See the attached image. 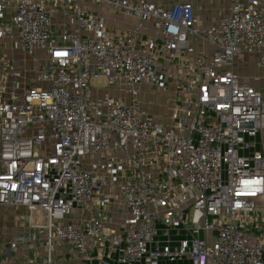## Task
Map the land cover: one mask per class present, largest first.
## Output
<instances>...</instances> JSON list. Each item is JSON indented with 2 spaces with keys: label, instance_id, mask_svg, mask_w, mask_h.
Instances as JSON below:
<instances>
[{
  "label": "built area",
  "instance_id": "obj_1",
  "mask_svg": "<svg viewBox=\"0 0 264 264\" xmlns=\"http://www.w3.org/2000/svg\"><path fill=\"white\" fill-rule=\"evenodd\" d=\"M243 55L264 71V0L206 24L191 1L0 0V206L26 211L45 251L8 263L24 239L0 242V264H264V91L230 68ZM141 85L169 115L139 106Z\"/></svg>",
  "mask_w": 264,
  "mask_h": 264
},
{
  "label": "crops",
  "instance_id": "obj_2",
  "mask_svg": "<svg viewBox=\"0 0 264 264\" xmlns=\"http://www.w3.org/2000/svg\"><path fill=\"white\" fill-rule=\"evenodd\" d=\"M149 1H151L152 3H155L159 6H162V7H168L173 3H185V2L191 1L195 7L197 14H199V16L201 17L202 23H204V24L208 23V21H210L213 18H219L223 13H226L228 11V9L230 8V0H149ZM86 6L91 11H93V12L95 11L99 16L103 17L105 25L108 27L131 28L135 24V20L132 17H124L120 14L114 13L108 7L93 6L89 3H87ZM217 6H220V7H217ZM55 22H56V25H55L56 34H59L60 26L62 24V20L59 17H56ZM196 47H197L199 52H204L206 54L212 51V47L207 46L203 42H197ZM39 54H41L42 57L45 58L44 53L37 52L36 55H39ZM41 55H39L38 57H40ZM98 87H100V86H98ZM141 88L147 89L145 85H141L140 89ZM102 91H104V89H102V88L93 89L91 91V95L94 97L102 96L104 94L113 95L111 92L112 91H118V89H115V88L108 89L107 93L106 92L102 93ZM126 95H127V93H126ZM113 96L120 97V96H116V94H114ZM164 97L168 103V97L167 96H164ZM120 98L123 99L122 97H120ZM125 101H128V95H127V99H125ZM263 199L264 198L257 199V200H263ZM255 206L257 207L256 210L258 212L259 210H258V206L256 205V202H255ZM17 209L23 211V213H24L23 219L20 220L19 222H16L15 219H13V218H7L12 223L11 224L12 229L10 231L9 238L8 239H0V242L6 243V244L10 243V242H15V241H17V239L19 237H23L24 240H23V242L20 243V250L18 252L14 253L13 258L11 256L12 253L7 255L6 259H7L8 263H17V262L26 261V260L33 258L35 255L37 257L38 256L42 257L45 255L43 235L38 234V232H35L34 230L28 229L26 227V217H25L24 210L21 208H17ZM11 211H14V210H12V208H9V206H0V217H1L0 220L2 219L1 214H4V216H7ZM248 229L252 233H254L256 231V229L253 228L252 226L248 227ZM32 236H35L34 240H32ZM67 254H68L67 248H62V249L58 248L54 252V256L57 259L58 258L61 259L64 256H65V258H67ZM164 264H166V263H164ZM176 264H189V261L183 260V261L177 262Z\"/></svg>",
  "mask_w": 264,
  "mask_h": 264
},
{
  "label": "rangeland",
  "instance_id": "obj_3",
  "mask_svg": "<svg viewBox=\"0 0 264 264\" xmlns=\"http://www.w3.org/2000/svg\"><path fill=\"white\" fill-rule=\"evenodd\" d=\"M220 7V6H217ZM95 12V11H94ZM96 13V12H95ZM30 55V56H29ZM41 55V54H39ZM39 55H34L30 53H23V52H13L11 50L6 51V56L10 58L11 56L13 58H17L21 61V64L28 69L32 67L33 59H39L40 63L44 64V57L42 55L38 57ZM5 56V57H6ZM6 57V58H7ZM38 61V62H39ZM235 72L239 73L240 77L243 79V81L250 83L256 88H261L262 91H264V71L259 69L256 66V56L254 55H243L235 60L234 65L230 67ZM104 81L97 79L94 81V86H104ZM106 90V91H105ZM108 89H104L102 93H107ZM113 95L116 94V96H120L125 99H127L126 90H118V91H112ZM137 103L140 107L146 110L148 108L152 109L156 115L163 116V115H169V107L167 100L163 95H151L149 90L145 88H141L137 95ZM256 205L258 206V213L261 214L260 218L258 220V225L264 224V199L263 200H257ZM9 208H12V210L7 216L2 215V219L0 220V239H8L10 235V231L12 229V223L7 218H13L16 222H19L23 219L24 213L22 210H18L17 208L13 206H9ZM257 208V207H256ZM25 212V217L27 216V212ZM4 216V217H3ZM1 218V217H0ZM162 237H166L165 235H162ZM14 253L11 254L13 258ZM176 264V263H175Z\"/></svg>",
  "mask_w": 264,
  "mask_h": 264
}]
</instances>
